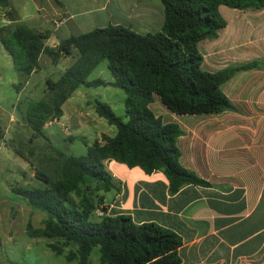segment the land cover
I'll return each instance as SVG.
<instances>
[{
    "label": "trees",
    "instance_id": "16d2710c",
    "mask_svg": "<svg viewBox=\"0 0 264 264\" xmlns=\"http://www.w3.org/2000/svg\"><path fill=\"white\" fill-rule=\"evenodd\" d=\"M160 2L164 17L158 31L139 33L121 24H108L48 46L46 33L17 22L13 11L7 9L9 0H0V7L11 20L8 26L0 27V42L17 72L27 76L36 71L41 54L48 56L52 63L67 56L73 58L57 80H47L41 100L29 101L20 107L21 119L31 130L28 153L13 147L15 139H4L0 128V141L33 165V176L43 182L42 187H11L31 208L46 214L40 227L28 222L26 234L47 239V248L67 262L91 264V251L98 246L99 264L181 263L178 249L182 238L175 231L152 221L136 223L128 214L110 216L102 211L104 193L118 189L105 160L111 158L128 167L138 166L147 174L162 171L170 194L187 184L210 185L180 164L176 140L183 131L175 123L162 122L151 111L149 103L156 95L176 114L232 110L234 107L221 86L237 72L259 65L253 61L213 73L204 71L197 43L215 37L217 30L225 25L219 5L236 9L264 8V0ZM103 58L113 79L87 80ZM81 84L122 89L126 94V119L116 115L108 103L96 99L95 112L115 126V134H101L85 154L78 156L52 146L55 147L53 155L46 153L40 159L41 166H35L31 158L38 152L32 142L42 139L52 145L43 127L50 120H59L62 105ZM20 87L15 85L17 91ZM93 214L97 219H92Z\"/></svg>",
    "mask_w": 264,
    "mask_h": 264
},
{
    "label": "crops",
    "instance_id": "0c3cea01",
    "mask_svg": "<svg viewBox=\"0 0 264 264\" xmlns=\"http://www.w3.org/2000/svg\"><path fill=\"white\" fill-rule=\"evenodd\" d=\"M23 1L9 0L7 9L17 22L46 33L48 46L80 34L85 16L95 9L111 7L122 12L123 8L126 26L139 33L160 30L164 17L163 7L137 0H29L33 8L29 13L25 12L27 0ZM218 10L225 25L215 37L197 43L202 70L213 73L230 65L259 63L221 86L234 109L176 114L156 95L149 103L162 122L175 123L183 131L176 140L180 164L210 185L187 184L170 194L162 171L147 174L138 166L109 158L105 166L118 189L104 193L102 211L110 216L128 214L136 223L152 221L175 231L182 238L180 264H264V8L221 4ZM5 11L0 7V27L11 24ZM112 16L113 24L121 23L117 14ZM47 23L53 25L51 30ZM11 119L16 121L12 114ZM55 123L43 127L48 138H53L55 131L49 128ZM0 128L4 139L9 138V126L0 124ZM7 146L0 141V149ZM5 202H0V222L4 212L12 219V207ZM45 217L39 226L30 220L26 224L40 227Z\"/></svg>",
    "mask_w": 264,
    "mask_h": 264
},
{
    "label": "rangeland",
    "instance_id": "374dc122",
    "mask_svg": "<svg viewBox=\"0 0 264 264\" xmlns=\"http://www.w3.org/2000/svg\"><path fill=\"white\" fill-rule=\"evenodd\" d=\"M142 1L162 7L160 0ZM25 8L27 13L33 11L32 2L27 0ZM113 13L117 14L118 19L121 20L120 24L126 26L127 20L123 8L122 12L113 10L111 7L106 10L95 9L94 13L85 16L88 18H86V23H81V33L95 27L106 26L109 22L113 24L115 20L112 16ZM47 28L51 30L53 25L47 23ZM72 60L71 56H67L61 58L57 63H52L48 56L42 54L38 69L26 76L13 68L11 58L0 42V124L3 127L9 126L8 137L15 139L12 142L13 147H19L22 152L28 153L30 146L28 141L31 130L24 125L21 119L20 107L29 101L41 100L46 91L47 80H57ZM97 78L105 81L113 79L107 66V60L104 58L87 76V80ZM18 84L21 87L17 91L15 85ZM125 98V92L112 85L88 87L81 84L67 100L71 103L65 102L64 113L59 121L49 128V131L56 132L53 133V138H50L52 145L42 139L32 142V147L38 152L31 158L33 164L41 166L40 159L46 153L53 155L55 147L67 154L78 156L85 154L87 147L101 134L113 136L116 132L115 126L109 124L95 112L94 102L97 99L108 103L116 115L126 119ZM69 103L71 106L68 108ZM11 114L16 117V121L11 119ZM64 126L67 127V130L63 129ZM60 128L63 130L60 131ZM33 173V165L16 154L13 148L7 146L0 149V202L6 201L5 203L10 205L13 211L12 219L8 217L7 212H4V219L0 222V237L3 243L0 247V264H75L67 262L62 256L47 249L44 246L47 239L31 238L25 233L26 222L30 220L33 225L39 226L45 213L31 208L23 197L11 191V187H42L43 182L31 176ZM92 219H97L96 214L92 215ZM5 229L10 235L6 234L7 230ZM98 258L99 251L96 246L90 254L91 264H99Z\"/></svg>",
    "mask_w": 264,
    "mask_h": 264
},
{
    "label": "built area",
    "instance_id": "2783aa9c",
    "mask_svg": "<svg viewBox=\"0 0 264 264\" xmlns=\"http://www.w3.org/2000/svg\"><path fill=\"white\" fill-rule=\"evenodd\" d=\"M55 122H58V121L54 119V120H50V121L46 122V124H52V123H55ZM63 129L67 130V127L64 126Z\"/></svg>",
    "mask_w": 264,
    "mask_h": 264
}]
</instances>
